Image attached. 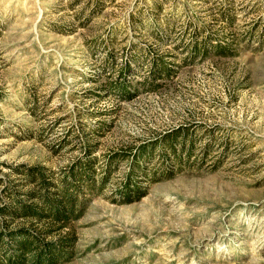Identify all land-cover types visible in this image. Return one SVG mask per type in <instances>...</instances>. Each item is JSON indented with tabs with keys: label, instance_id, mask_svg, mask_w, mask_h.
<instances>
[{
	"label": "rangeland",
	"instance_id": "1",
	"mask_svg": "<svg viewBox=\"0 0 264 264\" xmlns=\"http://www.w3.org/2000/svg\"><path fill=\"white\" fill-rule=\"evenodd\" d=\"M79 164L60 264H264V0H0V209Z\"/></svg>",
	"mask_w": 264,
	"mask_h": 264
},
{
	"label": "trees",
	"instance_id": "2",
	"mask_svg": "<svg viewBox=\"0 0 264 264\" xmlns=\"http://www.w3.org/2000/svg\"><path fill=\"white\" fill-rule=\"evenodd\" d=\"M152 64L158 67V76L165 73L164 63L159 65L153 61ZM153 70L150 69L151 74L142 77L140 82L135 80V84L140 83L146 90L157 87ZM130 75V64L125 63L118 72L119 80L108 82V93L129 94L125 84H133L128 78ZM91 167V164L73 165L59 178L55 172H45L38 166H32L24 175L30 185L24 192L26 201L18 200V192L15 190L7 192L12 206L8 210L1 208L0 212L12 219L22 218L28 222L27 225L20 224L15 228L5 225L0 230V264H60L66 258L75 239L71 223L82 213L80 194L83 188L90 191L93 186L88 172ZM128 178L122 187V195L126 198L133 194L136 198L141 197L142 194L134 190L132 178ZM105 179L104 176L100 179L99 188L104 186ZM36 224H42L41 228H34Z\"/></svg>",
	"mask_w": 264,
	"mask_h": 264
}]
</instances>
